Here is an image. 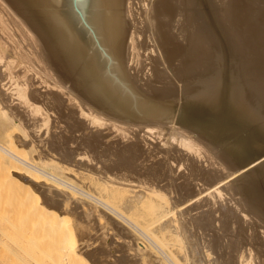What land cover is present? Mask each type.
<instances>
[{"label": "bare ground", "instance_id": "1", "mask_svg": "<svg viewBox=\"0 0 264 264\" xmlns=\"http://www.w3.org/2000/svg\"><path fill=\"white\" fill-rule=\"evenodd\" d=\"M123 13L125 70L145 94L176 93L170 122L86 106L0 0V121L20 133L0 141V264H77L67 203L106 217L145 264H264V0H125Z\"/></svg>", "mask_w": 264, "mask_h": 264}, {"label": "water", "instance_id": "2", "mask_svg": "<svg viewBox=\"0 0 264 264\" xmlns=\"http://www.w3.org/2000/svg\"><path fill=\"white\" fill-rule=\"evenodd\" d=\"M36 38L56 81L96 112L170 122L176 93L145 94L125 70V0H3Z\"/></svg>", "mask_w": 264, "mask_h": 264}, {"label": "rangeland", "instance_id": "3", "mask_svg": "<svg viewBox=\"0 0 264 264\" xmlns=\"http://www.w3.org/2000/svg\"><path fill=\"white\" fill-rule=\"evenodd\" d=\"M20 69L21 67L17 70L19 71ZM18 132L17 128L11 127L9 121L4 120V123L0 121V141L9 143L8 141L12 138L16 142L18 140H16L17 137H14V135ZM24 152L28 157L34 159L37 155L29 147H24ZM62 204H66V202ZM83 207L87 206L83 204ZM78 210L73 204L67 203L64 206L62 205V209L58 212L66 230L67 241L69 244L76 246L78 251L77 264H93L84 255V251L81 248L83 243H88L91 247H98L103 252L108 253L110 256L108 264H118L120 261L127 262V264H145L134 255L131 249L132 240L125 237L117 229H114L106 217L101 216L92 209L85 211L81 209L80 212ZM137 241H140V239Z\"/></svg>", "mask_w": 264, "mask_h": 264}]
</instances>
